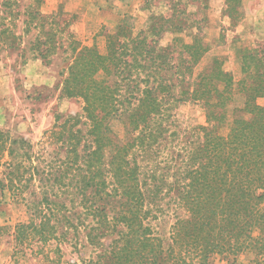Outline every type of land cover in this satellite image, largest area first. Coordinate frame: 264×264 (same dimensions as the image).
I'll list each match as a JSON object with an SVG mask.
<instances>
[{
	"label": "trees",
	"instance_id": "trees-1",
	"mask_svg": "<svg viewBox=\"0 0 264 264\" xmlns=\"http://www.w3.org/2000/svg\"><path fill=\"white\" fill-rule=\"evenodd\" d=\"M42 1L31 0L23 22L25 31L43 35L34 45L47 56L56 20L41 13ZM225 5L233 16L241 0ZM157 19L135 33L122 18L106 35L104 53L95 44L69 47L61 96L80 99L82 110L56 117L44 131L43 140L56 146L48 154L60 159L57 167L54 156L41 165L43 154L25 138L0 130V193L23 182L42 191L37 200L20 198L28 217L16 225V243L58 238L49 207L62 190L85 209L86 242L97 251L83 264H212L216 256L264 264V104L257 102L264 98V53L236 46L237 80L216 57L195 72L208 43L198 32L188 35L181 21ZM166 32L173 36L161 45ZM186 101L199 103L205 120L181 143L170 138V119ZM167 141L183 145L165 168L149 166L147 155ZM165 199L182 211L167 235L152 225Z\"/></svg>",
	"mask_w": 264,
	"mask_h": 264
},
{
	"label": "rangeland",
	"instance_id": "rangeland-1",
	"mask_svg": "<svg viewBox=\"0 0 264 264\" xmlns=\"http://www.w3.org/2000/svg\"><path fill=\"white\" fill-rule=\"evenodd\" d=\"M30 2L0 0V32L6 31L0 38V130L14 138H25L34 154H43L39 157L41 165L49 155L54 156L50 160L52 167H57L60 161L54 152L48 154L56 146L43 140L44 131L52 127L56 117L63 120L81 114L82 110L80 99L61 96L69 47L95 44L104 53L106 35L122 18L128 19L135 33L149 25L151 16L154 21L164 17L169 22H183L184 31L188 30L190 36L198 32L209 48L195 72L216 57L237 80L240 65L235 47L248 45L264 53V0H241L239 13L233 16L226 12L225 0H43L39 10L42 14L55 15L56 20L54 51L50 49L47 56L34 45L38 34L43 39L39 30H24L25 11ZM172 36L170 32L164 33L160 44L166 45ZM236 99L239 104L240 98L236 96ZM257 102L264 104V98H258ZM171 113L175 136L170 138L178 136L176 141L181 143L191 138L189 129L205 120L202 106L190 101L179 104ZM168 141L147 155L149 163H153L149 166L162 169L171 156L169 153L174 154L183 145ZM168 165L171 166L170 161ZM25 183L14 193L7 190L0 193V264H83L94 257L97 251L87 244L85 237V209L77 202H70L62 190L50 197L57 206L49 207L58 238L30 245L16 243V225L28 217L20 198L37 200L34 193L38 198L42 193L37 182L27 183L26 187ZM161 204L164 212L152 225L167 235L174 215L182 211L168 205L166 199ZM65 217L77 226L76 231L68 226ZM63 233H66L64 238ZM212 264L233 263L216 256Z\"/></svg>",
	"mask_w": 264,
	"mask_h": 264
}]
</instances>
